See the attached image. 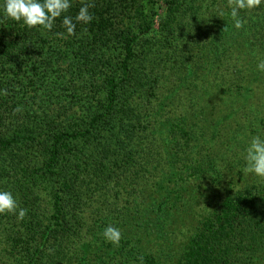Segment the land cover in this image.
<instances>
[{
	"label": "trees",
	"instance_id": "1",
	"mask_svg": "<svg viewBox=\"0 0 264 264\" xmlns=\"http://www.w3.org/2000/svg\"><path fill=\"white\" fill-rule=\"evenodd\" d=\"M229 2L71 0L92 15L71 36L0 13V189L18 205L0 264H264L243 143L264 138V5L236 29Z\"/></svg>",
	"mask_w": 264,
	"mask_h": 264
},
{
	"label": "clouds",
	"instance_id": "2",
	"mask_svg": "<svg viewBox=\"0 0 264 264\" xmlns=\"http://www.w3.org/2000/svg\"><path fill=\"white\" fill-rule=\"evenodd\" d=\"M264 5V0H230L229 15L233 21V27L240 29L243 19L240 16L242 10L249 11ZM71 7V0H0V13L4 16L22 22L27 28L40 27L51 31L57 18H62V26L65 33L71 36L75 32L76 23L87 24L92 20L88 5L80 7L75 18L64 15ZM224 13H220L222 17ZM75 21V22H74ZM257 70L264 72V60L257 64ZM246 171L264 179V138L257 135L251 138L245 152ZM17 201L11 191L0 189V214L16 212ZM24 209H19L18 216L23 218ZM106 241L118 245L121 238L120 230L116 227H106L104 233Z\"/></svg>",
	"mask_w": 264,
	"mask_h": 264
},
{
	"label": "rangeland",
	"instance_id": "3",
	"mask_svg": "<svg viewBox=\"0 0 264 264\" xmlns=\"http://www.w3.org/2000/svg\"><path fill=\"white\" fill-rule=\"evenodd\" d=\"M247 142V143H246ZM249 142H250V140H247V141H245V140H243V143H245V144H249Z\"/></svg>",
	"mask_w": 264,
	"mask_h": 264
}]
</instances>
